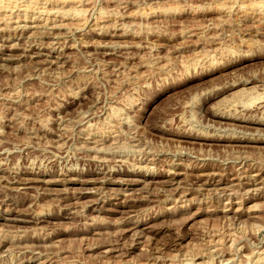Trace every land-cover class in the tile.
Segmentation results:
<instances>
[{"label":"rangeland","instance_id":"obj_1","mask_svg":"<svg viewBox=\"0 0 264 264\" xmlns=\"http://www.w3.org/2000/svg\"><path fill=\"white\" fill-rule=\"evenodd\" d=\"M249 120L264 0H0V264H264Z\"/></svg>","mask_w":264,"mask_h":264},{"label":"bare ground","instance_id":"obj_2","mask_svg":"<svg viewBox=\"0 0 264 264\" xmlns=\"http://www.w3.org/2000/svg\"><path fill=\"white\" fill-rule=\"evenodd\" d=\"M226 119H231V120H235V118H233V117H231V118H227L226 117ZM242 119V118H241ZM254 119V118H253ZM256 119V118H255ZM250 122H252V123H255V124H259V125H264V120H249ZM248 121V122H249ZM241 123V122H240ZM264 136V135H263ZM243 137V136H242ZM246 137V136H245ZM225 139H227L228 141H236V140H244V141H246V142H263L264 140V137H263V139L261 138L260 140H257V139H254V138H239V137H237V138H225L224 137V140ZM227 170V169H226ZM205 171V170H204ZM260 171V170H259ZM212 176H214V175H212ZM221 182L219 183V184H217V185H226L227 187H225V188H223V189H221L222 190V193H224L226 196H227V191L229 190V188H228V185L230 184H232V180H230V181H227L226 179H222V180H220ZM216 182H214V184H215ZM213 184V185H214ZM216 185V184H215ZM237 185H239V184H237ZM237 185L235 186L234 185V182H233V186H231V187H237ZM246 185V184H245ZM247 185H249V183L247 184ZM227 189V191L226 192H223V191H225ZM231 190V189H230ZM258 196V194H256V195H254V196H252V197H250L249 199H247L246 197V199L244 198V200L245 201H253L254 200V197H257ZM244 196H242L241 197V199L243 198ZM229 199H231V197H229ZM232 200V199H231ZM243 201V200H242Z\"/></svg>","mask_w":264,"mask_h":264}]
</instances>
